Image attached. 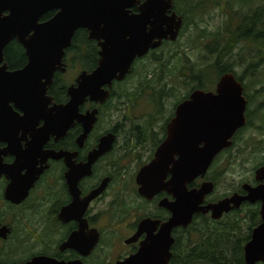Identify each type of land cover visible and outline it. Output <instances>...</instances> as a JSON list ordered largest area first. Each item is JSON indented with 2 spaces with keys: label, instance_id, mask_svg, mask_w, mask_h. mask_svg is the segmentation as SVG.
<instances>
[{
  "label": "flooded vegetation",
  "instance_id": "af4514ba",
  "mask_svg": "<svg viewBox=\"0 0 264 264\" xmlns=\"http://www.w3.org/2000/svg\"><path fill=\"white\" fill-rule=\"evenodd\" d=\"M144 1L138 0V3L130 8V13L137 14ZM57 12L58 9L47 11L40 16L39 22L50 20ZM171 13L182 19L179 37L184 32L185 21L175 10V0L167 15ZM13 41L17 42L16 39ZM175 41L162 40L158 48L149 49L142 56H135L121 78H112L102 85L101 89L109 94L104 102L87 98L78 107V114L85 117L95 111L93 120H77L73 117L70 121L62 107L60 108L63 109L64 116L59 117L56 112L58 106L68 103L67 90L70 86H75L78 76L83 72L89 74L98 66L100 48L96 41L89 39L86 29L74 32L70 46L64 50L62 62L65 70L54 72L46 91L48 98L41 102L40 107L29 102L15 107L6 97H0V230L5 232V236L0 234V264H25L37 256H46L64 263L77 261V264H115L136 254L146 237L157 235L161 224L170 219L171 212L160 203L165 198L172 202L173 198L165 191L153 194L150 199L144 198L138 193L135 178L140 168L153 159L156 148L165 138L166 124L174 111L167 117L164 132L156 134L151 126L141 125L138 120H133L128 115L127 105L139 86L141 92L149 88L150 96H153L148 79L149 66L155 63V56L166 53L160 51L161 48L173 45ZM3 63L6 68L4 71L0 70V85L5 86L6 74L21 69L25 64L18 68L10 67L4 52L0 68ZM139 66L142 68L140 81L138 73H135ZM234 77L240 82L235 75ZM147 81L149 86L145 84ZM216 83L217 81L211 89L204 91H214ZM240 83L246 99L245 125L234 133L232 146L221 150L214 157L204 177H198L187 185L188 188L199 189L203 182L212 183V191L204 195L200 207L217 205L235 194L246 196L244 184L255 187L264 183L256 181L254 177V171L264 166V162H261L254 169L251 180L239 183L229 192L215 196L221 175V172L214 171L215 163L220 157L228 155L230 160L227 159V165L233 164L236 161L233 154L239 149L237 139L239 143L245 144L248 137L243 138L241 135L247 128L252 130L247 113L250 106L248 94L244 84ZM115 117L116 120L120 118L121 122L113 121ZM125 126H128L127 130H123ZM122 131L125 133L122 134ZM141 135L143 137L140 139ZM106 140L111 142L108 150L90 164L91 153L97 150L100 144L104 145ZM146 142L151 144L149 154L139 160L137 169L130 171L128 163L134 156L139 158L138 150ZM126 172L131 173L129 177ZM169 178L170 174H167L165 180ZM103 181H107L104 190L87 201L90 193L99 188ZM109 190H112L111 201L107 200ZM253 205L259 213L258 202L250 203L244 200L238 207H234L232 203L227 205V210H222L217 219L212 218V209L206 213L201 210L193 215L186 227H174L170 232L173 244L170 247L171 257L168 264L173 258L178 263L183 261L187 239L191 238L187 232L191 225L204 219L218 222L246 206ZM109 208L114 214V217H109L112 221L110 228L121 226L122 233L117 238L120 251L107 261L93 260L92 254L103 239ZM240 215L243 217V214ZM132 216L134 218L130 219ZM143 220L159 223L153 229L151 225L140 226ZM91 231L98 233V242L90 254L82 255L79 249L90 241ZM74 234H77V237L73 244L78 250L66 245ZM116 235L114 233L112 237ZM250 236L251 234L249 238Z\"/></svg>",
  "mask_w": 264,
  "mask_h": 264
},
{
  "label": "water",
  "instance_id": "95a60500",
  "mask_svg": "<svg viewBox=\"0 0 264 264\" xmlns=\"http://www.w3.org/2000/svg\"><path fill=\"white\" fill-rule=\"evenodd\" d=\"M137 3L138 0H0V64L5 47L15 39L27 58L21 69L6 74V85H0V97H6L15 107L23 102L40 107L48 98L46 91L54 72L65 70L64 50L70 46L74 32L86 29L89 39L96 41L100 48L98 66L91 73L83 72L78 76L75 86L67 90L68 103L58 106L56 112L62 117L64 109L70 121L73 117L93 120L95 111L85 117L78 114V107L87 98L104 102L109 94L101 89L103 84L112 78H121L135 56L158 48L162 40L172 42L178 37L182 19L175 13L167 15L173 0H145L139 12L131 14L130 8ZM53 9H58L53 18L39 22L42 14ZM5 68L3 63L0 70ZM243 90L232 73H225L218 78L214 91L195 89L175 106L166 124L165 138L156 148L153 159L140 168L135 178L138 193L144 198L150 199L160 191L173 198L172 202L165 198L160 203L169 209L171 217L161 224L157 235L146 237L136 254L115 264H168L173 244L170 232L174 227H186L201 210L206 213L212 209V218L217 219L222 210H227V205L232 203L238 207L244 200L260 204V223L243 246V261L244 264H264V183L255 187L244 184L246 196L235 194L207 207L199 205L204 195L212 191V183L203 182L199 189L187 187L194 179L204 177L214 157L232 146L234 133L245 125ZM110 143L106 140L91 153L90 164L108 150ZM167 174L170 178L166 181ZM254 177L258 182L264 181V166L254 171ZM102 183L90 193L87 201L104 190L107 181ZM158 223L143 220L140 226L151 225L154 229ZM0 234L5 236L3 229ZM76 237L77 234L71 235L66 245L78 250L73 244ZM98 239V233L91 231L90 241L79 249L81 254H90ZM77 263L37 256L25 264Z\"/></svg>",
  "mask_w": 264,
  "mask_h": 264
},
{
  "label": "trees",
  "instance_id": "16d2710c",
  "mask_svg": "<svg viewBox=\"0 0 264 264\" xmlns=\"http://www.w3.org/2000/svg\"><path fill=\"white\" fill-rule=\"evenodd\" d=\"M222 1L223 4L230 3V0H175V10L185 21L184 31L188 26L198 28V21L195 17L200 14H207L210 7L225 12L227 19V22L219 27L221 30L208 32L205 28L199 29L201 38L205 39L210 35L213 38L212 41L217 43L204 47V52L208 53L213 60L209 65H198L196 83L192 82L194 85L188 93L195 89H209L210 81L199 77V75L207 73L208 69H213L217 78L225 72L231 71L244 84L247 93L248 84L243 81L244 75H236L234 71L235 61L231 57L233 54L237 56L240 51L243 52L252 47L258 53V58L252 60L249 64V72H254L256 66L264 62V0H234L237 9L233 11L229 7L228 12L221 8ZM169 52L160 53L159 56H156L155 64L162 69H166L164 64L181 54L176 53V50H173V53L172 51ZM4 57L7 64L12 68L21 67L26 62L22 47L15 41L7 45L4 50ZM246 71L244 72L246 73ZM149 74H152V71ZM149 82H152V80H149ZM165 86L169 88L164 82L160 88ZM254 90L259 93L264 91V87L260 86L254 88ZM169 91L172 95L173 88ZM152 92L154 104L158 108L157 113L160 114L162 122L159 129L161 133L164 132L163 127L167 117L160 112L161 103L155 87L152 88ZM188 95L185 94L180 100L182 101ZM247 97L250 103L247 112L251 120L250 126L259 135L258 138L254 139V147H261L264 145V104L256 105L251 95H247ZM257 117L262 119L256 122ZM139 137L141 139L143 136ZM237 142L239 149L236 154L243 155L249 147L243 142L239 143L238 139ZM251 142L253 141L251 140ZM262 152L264 153V149ZM240 214H243V217ZM258 214L254 205L246 206L218 222L205 221L204 219L198 224L191 225L187 232L192 231L193 234L191 235L192 238L189 239L188 237L187 239L186 254L183 256V261L178 263L173 258L169 264H244L243 246L250 239L249 235L252 229L260 223Z\"/></svg>",
  "mask_w": 264,
  "mask_h": 264
},
{
  "label": "rangeland",
  "instance_id": "374dc122",
  "mask_svg": "<svg viewBox=\"0 0 264 264\" xmlns=\"http://www.w3.org/2000/svg\"><path fill=\"white\" fill-rule=\"evenodd\" d=\"M229 7L232 8L233 11L237 9V5L235 4L234 0H230L229 4H223L222 1L221 8L224 9V11L228 12ZM195 18L198 21V28L188 26V28L181 34V36L177 38L173 45L165 46L160 49V51H165L166 53H168L169 51H172L173 53V50H176V53L181 54H179L176 58L170 60V62L165 63L164 66L166 69H162L155 63L153 64V66L150 65L148 69V73L152 71V74H149L148 76V79L152 80V82H150V87L156 88L159 94V102L161 103L160 112L165 117H168L169 114L174 111V107L181 102L180 99L185 94H189L188 92L194 85L192 82L196 83L195 80L198 77V65H209L213 60L208 53L204 52V47L207 45H213V43L217 42H213V38L210 35L208 36V38H201L199 29L205 28L208 32L216 31L217 29L221 30V28L219 27L227 22L225 12L223 13L222 10L211 7L209 8L207 14H200ZM233 24H235V22H233ZM231 58L235 61L234 71L236 72V75H244L243 81L244 83L248 84L249 87L247 89V94L252 96L253 102L256 105H260L262 103L264 104V91H260L259 93H257L254 90V88H259L260 86L264 87V62L257 65L254 72H249L248 70V66L252 62V60L258 58V53H256L254 48L250 47L243 52L240 51L237 56L233 54ZM141 70L142 68L139 66L135 72L138 73L139 81L142 77ZM244 71H246V73ZM199 77L203 78L204 80L210 81L208 86L209 89H211L214 86L213 84L217 81V77L214 74L213 69H208L207 73H205L204 75H199ZM65 79H67L66 76ZM163 82L167 84L169 88H167L166 86L160 88ZM145 84L149 86L148 81ZM172 88L173 91L171 95V92L169 90ZM150 94L151 91L149 88H146L145 90H143V92H141V86H139L132 98H130L131 100L129 102V105H127L129 106L128 115L133 120H138V123L141 125L151 126L152 129H154L155 133L158 134L160 133L159 127L162 125V122L160 119V114L157 113L158 108L154 104L153 97L152 95L150 96ZM116 119L117 118L115 117L113 121L121 122L120 118L118 120ZM261 119L262 118L257 117V120L255 119V121L258 122ZM113 121L111 122L113 123ZM127 129L128 126H125L123 128V130ZM124 133L125 132L122 131V134ZM249 135L250 137H248ZM241 136L243 138L248 137L245 140V144L247 145V147H249L247 152L243 155L232 153L234 158L236 157V161L231 165H227V159L230 160L228 158V155L220 157V159L215 163L214 171H217L218 173L221 172L219 179L220 181L218 182L215 196L226 193L227 191L229 192L233 188L237 187L239 183L251 180L253 178L254 169L259 165V163L264 162V153L262 152V150L264 149V145L261 147H254V139L256 137L258 138L259 135H257V133L253 129L250 131V129L247 128ZM251 140L253 142H251ZM150 149L151 144L149 142H146L142 145V147L138 150L139 158L137 159L136 156H134L128 163V168H130V171H134L135 169H137V167L140 165L139 160H143L145 156L149 154ZM126 174L127 177H129L131 173L126 172ZM111 199L112 190H109L107 193V200L111 201ZM113 215L114 214L112 210L109 208L106 213L107 226L104 229L102 241L92 254L93 260L103 259V261H107V259L113 258V256L115 254H118L120 251V244L117 238L118 235L122 233V231L120 229L121 226L120 228L117 227L115 229H113L112 226L110 228L112 221L111 219H109V217H114ZM133 216L130 217V219H133ZM114 233H116L117 235L112 237V234ZM192 234V231H190V236Z\"/></svg>",
  "mask_w": 264,
  "mask_h": 264
}]
</instances>
